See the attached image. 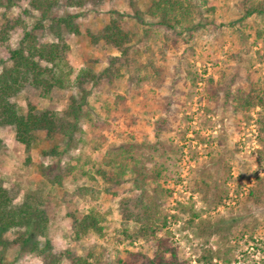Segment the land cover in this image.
Instances as JSON below:
<instances>
[{"label": "rangeland", "instance_id": "1", "mask_svg": "<svg viewBox=\"0 0 264 264\" xmlns=\"http://www.w3.org/2000/svg\"><path fill=\"white\" fill-rule=\"evenodd\" d=\"M129 1L103 0L97 10L87 6L55 11L56 17L78 14L71 22L78 34L61 27L69 45L71 78L84 67L101 70L108 55L118 54L102 40L93 42L91 38L101 30L111 9L123 13L124 28L135 35L133 44L140 59L150 60L156 71L151 69V78L139 90L127 84L126 76L94 87L86 85V114L78 119L69 144L64 136L45 139L40 132V140L28 154L15 140L13 130L0 126L3 185L18 201L26 191L42 198L49 217V237L56 249L91 253L94 264H139L138 257L152 255L154 242L141 238L118 242L114 235L119 227V200L138 194L135 174L128 171L119 185L108 186L94 171L109 157L122 159L128 168L145 165L149 173H159L145 186L148 193L157 190L161 216H166L159 235L168 236L182 264H264V108L234 112L220 92L216 97L211 90L221 79L233 87L256 83L264 87V15H253L243 26L235 22L231 27L229 23L239 17L237 0H207L202 10L213 7V11L204 12L212 23L175 46L173 35L167 39L164 29L150 24L151 17L146 16L144 25L137 23L130 15ZM131 1L145 10L153 0ZM20 5L29 7L27 0ZM19 11L20 7L14 6L9 16ZM37 15L32 11L27 18L30 27ZM44 25L49 24L45 21ZM235 27L243 31L245 41ZM38 34L44 41L55 40L49 29ZM19 38L20 33L15 32L11 44ZM8 65L0 48V71ZM118 94L125 100L114 111ZM71 95L78 103L83 93L78 88L58 89L45 99L26 87L15 100L22 106L30 101L38 108L51 106L63 112L72 102ZM54 147L57 154L50 152ZM56 164L74 168L60 184L51 185L40 165ZM81 186L93 187L97 196H82L77 190ZM89 208L105 213L106 234L98 237L90 233L75 241L69 215L81 216ZM14 236L10 232L7 237ZM1 253L6 264H40L15 243L3 251L0 248Z\"/></svg>", "mask_w": 264, "mask_h": 264}, {"label": "trees", "instance_id": "2", "mask_svg": "<svg viewBox=\"0 0 264 264\" xmlns=\"http://www.w3.org/2000/svg\"><path fill=\"white\" fill-rule=\"evenodd\" d=\"M21 1L23 0H0V48L9 61V65L0 71V126H9L14 132L15 140L29 154L31 147L40 140V132L44 133L45 139L61 135L66 137L67 144L71 142L78 127V119L86 114L83 109L84 95L88 92L86 85L94 87L102 81L112 82L126 76L127 84L139 90L151 78V69L156 71V68L150 60L140 59V51L133 44L135 35L124 28L123 13L111 9L101 30L97 35H91V38L93 42L102 40L104 44L115 48L118 54L108 55L107 65L101 70L94 71L84 67L72 79L73 66L68 56L69 45L61 34V27L78 34L77 27L71 23L78 14L56 17L55 11L62 7L81 9L87 6L97 10L103 0H27L29 7L21 6ZM206 4L207 0H153L143 10L130 0L128 7L131 9V17L140 25L146 24L145 18L149 16L153 19L150 24L164 29L167 39L172 34L171 41L176 46L179 40L188 41L197 31L212 23L204 16V12L214 9L211 6L202 10ZM14 6L20 7V11L9 16ZM235 6L239 17L229 23L231 27L235 26V22L243 26L253 15H264V0H237ZM32 11H36L38 15L37 21L30 27L27 18ZM45 21L48 26L44 25ZM54 24L57 25L56 29ZM46 29L54 32L55 40H42L38 32ZM235 30L245 41L243 31L238 27ZM15 32L20 33V38L12 45L10 40ZM233 86L221 79L211 90L216 97L220 92L224 102L230 103L234 112H248L256 106L264 108V87L259 83L255 86L251 84L247 88L243 85ZM26 87L38 91V95L45 99H49L58 89L78 88L83 95L78 103L71 95L72 102L68 109L61 112L51 106L38 108L30 101L25 106L19 105L15 97ZM124 100V95H116L113 110H118V105ZM100 125L101 123L94 124L96 127ZM3 145L0 137V149ZM124 151L127 152L128 149ZM50 152L56 153L55 147ZM119 154L115 153L116 156ZM73 168L71 165L61 164L45 167L40 165L43 177L51 185L60 184ZM128 171L135 174L133 184L138 189V194L119 200L117 211L120 220L119 227L115 229V239L118 242L128 239L132 243L141 238L154 242L152 255L143 256L141 259L138 257L139 264H182L176 247L169 241L168 236L159 235L166 226V216H161L162 203L157 196V190L154 188L148 193L145 188L147 180L150 177L157 178L159 173H149L145 165L128 168L117 157H109L105 160V165L97 167L94 172L106 185L116 186L124 180V174ZM89 176L94 180L93 175ZM77 190L82 196L96 197L98 194L91 186H81ZM69 216L72 239L75 241L90 233L98 237L106 234V215L95 208H89L81 216ZM10 232L15 234L13 239L7 237ZM11 243L37 257L40 264H94L91 253L81 255L69 247L56 249L49 237V217L42 198L26 191L18 201L16 194L5 187L0 179L1 250ZM226 261L229 262L227 259ZM0 264H6L2 253Z\"/></svg>", "mask_w": 264, "mask_h": 264}]
</instances>
